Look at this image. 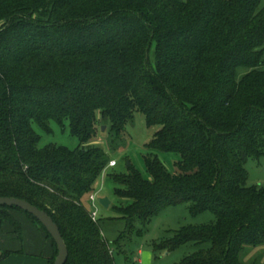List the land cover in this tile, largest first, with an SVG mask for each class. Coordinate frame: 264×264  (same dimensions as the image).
I'll return each instance as SVG.
<instances>
[{
    "label": "trees",
    "instance_id": "trees-1",
    "mask_svg": "<svg viewBox=\"0 0 264 264\" xmlns=\"http://www.w3.org/2000/svg\"><path fill=\"white\" fill-rule=\"evenodd\" d=\"M135 112L159 126L147 150L179 155L174 171L149 152L145 175L131 163L107 173L97 139L115 148ZM50 122H67L78 145L40 147L34 127L51 134ZM261 155L264 0H0V196L53 219L65 264H114L86 206L104 172L128 229L182 203L213 214L154 244L197 246L175 264H258L240 255L264 245V185H247L245 168ZM12 211L45 233L53 264L56 245L29 213L0 205V231L21 240Z\"/></svg>",
    "mask_w": 264,
    "mask_h": 264
},
{
    "label": "rangeland",
    "instance_id": "rangeland-1",
    "mask_svg": "<svg viewBox=\"0 0 264 264\" xmlns=\"http://www.w3.org/2000/svg\"><path fill=\"white\" fill-rule=\"evenodd\" d=\"M50 126L52 128L51 134L43 132L37 126L34 127L41 136L40 147L48 143H54L73 149L78 145V140L69 133L67 122H65L64 129L54 122H50ZM158 128L159 126L156 125L147 126L144 116L140 112H135L133 120L126 124L115 148L108 147L105 136L98 138V145L107 152L110 161L115 160L117 164L115 167H110L107 173L111 171L125 172L127 163H131L145 175L142 156L149 152L156 154L169 171H174L175 162L179 160L178 154L159 150L149 151L145 148V144L151 140ZM245 168L248 174L247 185H264V155L258 158H248ZM107 173L104 172L98 179L97 189L94 193L95 201H87L86 206L89 211L96 212L101 233L112 247L114 264H142L139 262V249L151 254L150 261L145 264H175L197 250V246L191 242L179 245L172 250L156 249L154 244H159L162 239L173 235L174 232L183 227L212 221L214 216L211 212L206 211L192 215L188 205L182 203L162 210L152 217L145 227L135 225L133 229H128L123 220L116 218L118 214L111 206L105 208L98 202V198L105 196L109 198L111 205H115L117 202L112 194L113 187L111 181L107 178ZM6 226L7 223L5 222L2 229ZM139 228H142L140 233L137 231ZM120 235L123 238L120 239L121 248L116 251L113 242L117 241ZM240 258L243 261H255L258 264H264V245L255 248L246 247Z\"/></svg>",
    "mask_w": 264,
    "mask_h": 264
},
{
    "label": "crops",
    "instance_id": "crops-1",
    "mask_svg": "<svg viewBox=\"0 0 264 264\" xmlns=\"http://www.w3.org/2000/svg\"><path fill=\"white\" fill-rule=\"evenodd\" d=\"M11 214L21 224V240L7 223L0 231V264H48L53 255L51 241L25 215L16 211ZM138 254L142 264L151 259V254L144 250L139 249Z\"/></svg>",
    "mask_w": 264,
    "mask_h": 264
},
{
    "label": "water",
    "instance_id": "water-1",
    "mask_svg": "<svg viewBox=\"0 0 264 264\" xmlns=\"http://www.w3.org/2000/svg\"><path fill=\"white\" fill-rule=\"evenodd\" d=\"M101 129L104 130L105 126H102ZM98 202L105 208L110 205V200L107 196L98 198ZM0 205L17 207L37 219L56 245L57 254L54 258L53 264H65L68 257V249L57 224L45 211L39 209L24 199L15 197L0 196Z\"/></svg>",
    "mask_w": 264,
    "mask_h": 264
},
{
    "label": "built area",
    "instance_id": "built-area-1",
    "mask_svg": "<svg viewBox=\"0 0 264 264\" xmlns=\"http://www.w3.org/2000/svg\"><path fill=\"white\" fill-rule=\"evenodd\" d=\"M108 166L109 167L116 166V161L115 160L110 161L109 164H108ZM89 201H91V202H94L95 201V195H94V193L89 195ZM90 217H91L92 220H96V218H97L96 212L93 211V210H91L90 211Z\"/></svg>",
    "mask_w": 264,
    "mask_h": 264
}]
</instances>
